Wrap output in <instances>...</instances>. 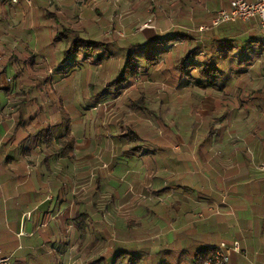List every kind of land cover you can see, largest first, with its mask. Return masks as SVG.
<instances>
[{"label":"crops","instance_id":"0c3cea01","mask_svg":"<svg viewBox=\"0 0 264 264\" xmlns=\"http://www.w3.org/2000/svg\"><path fill=\"white\" fill-rule=\"evenodd\" d=\"M229 1L203 0L213 11ZM99 4L0 0V255L12 264H199L236 241L227 264H264V28L235 20L195 35L189 68L211 79L177 83L179 106L166 105L155 128L140 131L134 121L145 115L131 109L134 121L115 114L110 136L100 134L112 145L92 149L87 110L72 118L71 108L88 105L80 76L101 64L66 51L77 37L101 40L88 31Z\"/></svg>","mask_w":264,"mask_h":264},{"label":"rangeland","instance_id":"374dc122","mask_svg":"<svg viewBox=\"0 0 264 264\" xmlns=\"http://www.w3.org/2000/svg\"><path fill=\"white\" fill-rule=\"evenodd\" d=\"M42 1L48 8H51L58 0L52 2ZM102 1L103 5L99 4L95 12L98 20L97 24L88 26L89 34L96 31L95 38H101V40H84L77 37L71 43L72 45L76 41H81L101 44L98 49L100 54L102 52L100 59H97L96 55H94L96 51H84L80 48L85 53L83 58H87L91 66L101 64V68H97L95 71L94 69L89 70L86 74L84 73L80 76L81 85H84V77H86L87 82L84 87L81 86V90L79 89L78 93L82 97H89L88 100L85 99L88 101V105L83 100V103L86 104L85 107L79 108L76 105H72L71 108L73 110L72 118H75V112L81 111L83 113L87 110L84 113L88 114V122L85 125L86 129L82 131L85 132L84 136L86 139L84 140L86 144L88 142L87 146L92 149L103 145H112L113 140L109 138L103 139L100 134L103 133L104 136H110L112 131L110 126L114 121L111 117L115 114V120H118L121 112L123 120L127 121L130 119L134 121V116L128 118L132 112L126 111V109H131L135 111L136 116L145 115V118H137L134 121L140 131L144 130L145 127L147 130L151 127L155 128L160 124L158 116H165L166 105L175 104L179 106L175 100L173 101L179 95V92L175 91L177 83L182 85L187 82H196V80L208 82L211 79V77L205 76L203 71L200 73V70L195 71L189 68L190 58L186 56V52L194 48L195 43L191 42V40L195 38V35H205L210 27H214L212 26V19L216 11L228 7L223 6L213 11L212 5L208 2H203V0H184L185 9L181 11L180 5L176 4L175 0ZM176 23L179 26H176ZM193 23L200 24L192 26ZM180 25H183V27H180ZM144 36L146 38L151 37L152 40L144 42L145 44L137 43L139 40L144 39ZM108 38L113 39L114 42H107ZM198 38H202V36ZM128 51L130 52L128 53ZM75 52L66 53V55ZM175 57L180 59L176 62ZM197 60L200 62L199 59ZM120 71L121 73L119 74ZM73 77L75 81V76ZM117 79H121V82L115 83ZM83 89L85 91H82ZM123 92H126L125 94L128 97L123 99ZM73 93L75 94V91ZM192 93L194 91L183 92L185 98H190ZM122 99L123 101L121 102ZM160 100H164L163 104ZM95 106L97 109H94ZM113 106H117L119 111L115 110ZM100 115L105 119L99 118ZM143 119L146 120V126H143ZM77 132L79 133V130ZM125 136L130 140L138 138L132 131H128ZM174 149L178 150L179 148L175 146ZM150 196L147 195L141 198L147 200L151 199L149 198ZM118 237L121 238L123 236L119 234Z\"/></svg>","mask_w":264,"mask_h":264},{"label":"built area","instance_id":"2783aa9c","mask_svg":"<svg viewBox=\"0 0 264 264\" xmlns=\"http://www.w3.org/2000/svg\"><path fill=\"white\" fill-rule=\"evenodd\" d=\"M9 1L12 4H15L20 0ZM45 1L52 2L54 0ZM249 19H255L258 25L261 28H264V0H230L227 8H222L216 11L214 18L212 19V26H217L226 21ZM214 212L219 213L218 210H214ZM200 217L203 216L200 215ZM18 234L22 235L23 233L20 230ZM233 252H239L238 242L235 241L232 244L221 242L212 250V252L201 258L199 264H227L230 254ZM0 264H12L11 256L0 255Z\"/></svg>","mask_w":264,"mask_h":264},{"label":"trees","instance_id":"16d2710c","mask_svg":"<svg viewBox=\"0 0 264 264\" xmlns=\"http://www.w3.org/2000/svg\"><path fill=\"white\" fill-rule=\"evenodd\" d=\"M161 43V42H160ZM101 44L98 42H81L76 41L74 42L71 47L67 50V54L71 52L78 51L80 48H82L84 51H97L100 48ZM93 56V55H92ZM96 57L98 59L101 58V54H97ZM121 82V79H117L115 83Z\"/></svg>","mask_w":264,"mask_h":264}]
</instances>
